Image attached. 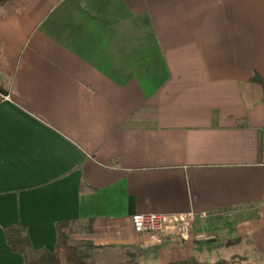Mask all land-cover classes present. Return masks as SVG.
<instances>
[{
    "label": "crops",
    "instance_id": "obj_1",
    "mask_svg": "<svg viewBox=\"0 0 264 264\" xmlns=\"http://www.w3.org/2000/svg\"><path fill=\"white\" fill-rule=\"evenodd\" d=\"M0 14V264L24 260L5 227L52 251L60 221L165 264L192 256L174 231L193 217L229 220L264 261V0H9ZM136 213L166 215L162 232L135 231Z\"/></svg>",
    "mask_w": 264,
    "mask_h": 264
},
{
    "label": "rangeland",
    "instance_id": "obj_2",
    "mask_svg": "<svg viewBox=\"0 0 264 264\" xmlns=\"http://www.w3.org/2000/svg\"><path fill=\"white\" fill-rule=\"evenodd\" d=\"M224 217H229L226 215ZM207 219V218H206ZM193 224L198 225V229L191 231ZM162 230L152 233H161ZM174 235L184 240L183 236L189 237L190 241H193V252L188 255L196 257L199 261L213 262L218 259L231 260L234 259L232 264H264V261H254L252 260L253 254L256 253L255 248L250 244V241L243 240L238 243L227 244V241L236 238V229L234 224H231L229 220L225 218L218 221L217 219H193L189 222L187 226L181 227V229H176ZM190 235V236H189ZM71 243L73 245H80L78 240L73 239V235H70ZM186 240V238H185ZM184 246H182L183 248ZM188 249V248H187ZM157 248H152L151 250H144L143 257L140 261L145 264H160L158 258ZM234 255V256H233ZM238 256L246 257L247 260H241L237 258ZM30 258H35L36 254L33 252L29 253ZM127 257L122 249H111V248H101L95 251L89 260L94 264H111L125 262ZM239 259V260H238Z\"/></svg>",
    "mask_w": 264,
    "mask_h": 264
},
{
    "label": "trees",
    "instance_id": "obj_3",
    "mask_svg": "<svg viewBox=\"0 0 264 264\" xmlns=\"http://www.w3.org/2000/svg\"><path fill=\"white\" fill-rule=\"evenodd\" d=\"M9 0H0V7L6 5ZM1 19V14H0ZM253 81L259 83L264 91L263 79L255 74ZM0 90L2 91L1 87ZM56 243L52 251L45 248L37 251L31 250V243L27 230L19 224L9 225L4 228L6 242L12 252H17L23 255L24 260L20 264H94L89 260L91 255L100 247L92 244L91 241H83L76 246L71 243L70 235L73 230L71 222L60 221L56 223ZM239 239L228 241V244H233ZM36 254L35 258H30L29 253ZM124 254L127 257L125 262L111 264H145L140 261L144 253L140 248H126ZM234 259H218L213 262L199 261L196 257L190 256L180 260L169 261L165 264H232Z\"/></svg>",
    "mask_w": 264,
    "mask_h": 264
},
{
    "label": "built area",
    "instance_id": "obj_4",
    "mask_svg": "<svg viewBox=\"0 0 264 264\" xmlns=\"http://www.w3.org/2000/svg\"><path fill=\"white\" fill-rule=\"evenodd\" d=\"M262 150L264 153V142L262 144ZM205 217L203 213L199 215ZM193 217L192 219H194ZM167 216L161 213H136L132 216V224L134 230L140 233L145 232H158L162 230L166 224Z\"/></svg>",
    "mask_w": 264,
    "mask_h": 264
}]
</instances>
